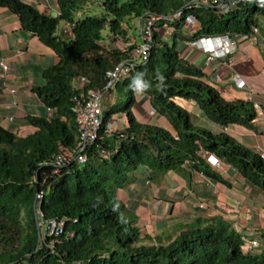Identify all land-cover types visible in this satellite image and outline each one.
I'll return each instance as SVG.
<instances>
[{"label": "trees", "instance_id": "16d2710c", "mask_svg": "<svg viewBox=\"0 0 264 264\" xmlns=\"http://www.w3.org/2000/svg\"><path fill=\"white\" fill-rule=\"evenodd\" d=\"M190 1L58 0L60 14L52 17L24 0H0V6L19 16L24 30L38 36L59 57L44 69V84L33 87L52 115L29 117L36 130L26 136L0 125V264H264V251L245 250L242 235L221 217L198 218L168 243L158 237V242L145 244L148 232L116 194L129 172L140 166L149 169L151 179L188 166L228 183L202 151L233 165L264 190V158L225 133L196 126L189 111L176 102L179 97L194 100L209 119L224 127L252 125L253 104L228 100L205 84V73L181 56L178 43L227 33L249 34L254 26H261L264 4L229 0L235 5L223 12L212 5H190ZM179 10L182 16L170 20ZM153 15L162 19L155 24L148 60L136 62L130 74L107 92L117 97L106 101L104 121L127 110L128 126L117 127L112 136L101 129L87 151V162H71L54 174L47 160L61 145L73 148L79 140L75 79L87 78L84 94L103 88L106 72L129 58L135 48V44L106 48L107 38L129 39L133 21ZM191 15L197 22L189 35L184 26ZM64 21L73 24L71 38L57 34ZM165 24L174 29L172 37L178 35V41L169 42L160 34ZM139 73L149 83L142 92L173 131L143 123L132 111L137 92L132 81ZM126 132L128 139H118V134ZM54 222L56 230L48 231Z\"/></svg>", "mask_w": 264, "mask_h": 264}, {"label": "crops", "instance_id": "0c3cea01", "mask_svg": "<svg viewBox=\"0 0 264 264\" xmlns=\"http://www.w3.org/2000/svg\"><path fill=\"white\" fill-rule=\"evenodd\" d=\"M24 1L49 16L60 14L58 0ZM63 25L62 22L57 34L62 32ZM263 26L264 18H261L259 34L248 40H240L236 52L226 58L209 61L207 54L191 46L189 41L180 40L178 43L181 56L205 73V84L215 87L228 100L249 101L253 104L255 117L252 125L231 123L224 127L209 119L194 100L179 97L176 102L189 111L191 121L196 126L209 129L215 134L225 133L264 158ZM194 30L193 27L188 31L189 35ZM58 60V55L51 47L22 28L17 14L0 6V61L8 64L7 70L0 66L1 126L19 136H26L36 130L29 117L52 115L53 110L44 105L33 87L44 84V69L56 64ZM238 74L246 81L243 88L237 87L234 82ZM13 88L15 92H12ZM255 103L259 104V109L255 108ZM136 117L143 123L154 124L150 119L145 121L140 116ZM117 125L118 128H126L127 117H119ZM161 125L173 131L165 124ZM201 155L207 159L209 153L202 151ZM220 160V168L210 166L228 183L188 166L182 171L171 170L157 179H151L149 169L140 166L134 171L133 178L127 185L118 188L116 194L148 233L158 229L163 232L181 231L198 218L221 217L243 238L257 242L254 252H262L264 190L246 179L233 165ZM148 180L150 183H147ZM200 204H205V207L201 208Z\"/></svg>", "mask_w": 264, "mask_h": 264}, {"label": "built area", "instance_id": "2783aa9c", "mask_svg": "<svg viewBox=\"0 0 264 264\" xmlns=\"http://www.w3.org/2000/svg\"><path fill=\"white\" fill-rule=\"evenodd\" d=\"M228 1L229 0H191L189 4L195 6L212 5L221 8L223 12H227L232 8V6L234 7L235 5V2H232L230 5ZM182 13L183 10H179L173 17L170 18V20L180 18L182 16ZM161 19L162 16L153 15L138 20L143 41L139 43L134 39L133 44H135V48L132 50L130 57L123 60L114 68L109 69L106 72L107 81L103 88L90 90L87 91L86 94H84V85L88 81L87 78L85 76H80L79 78L75 79L74 90H78V92L74 94L73 102L76 123L79 131V140L76 146L73 148L61 145L60 150L47 160L46 163L54 167V174L59 173L61 166H64L71 162H77L78 164L87 162V151L90 146L93 145V143L98 139L101 129H104V132L108 136H112L116 132L117 128L114 127V122H112L111 119L107 122L104 121V99L106 93L111 88H114L117 82L121 81L130 74L136 62H145L148 60L153 42V32L155 29V24ZM196 22L197 19L194 15L189 16L187 18V22L185 23L184 31L186 33L190 31L193 28L194 24H196ZM72 27V22L64 21L62 33L69 38L73 37ZM169 28H172L169 24L164 25V29ZM173 30L174 29L172 28V31ZM259 32V27L254 26L251 30V33L249 34L227 33L222 35L206 36L201 37L197 40H192L189 43L191 46L201 49L205 54H207L208 60L211 61L215 58H226L230 54H233L238 49V42L240 40L251 39L252 37L258 35ZM0 66L4 70L8 69V64L4 61H0ZM234 82L239 88H243L246 85V81L239 74L234 77ZM15 91L16 89L13 88L12 92ZM254 106L256 109L260 108L258 103H255ZM11 119H13V117H11ZM117 136L120 140H126L129 138L127 132L120 133ZM207 161L214 168H220L222 164L221 160L214 154H209V156L207 157ZM147 183H150V181L148 180ZM41 197V194H39L38 198L40 199ZM200 207L204 208L205 204H200ZM52 224H55L56 226L55 222ZM242 239L244 241L243 248L247 251H254L257 242L255 240H247L243 237Z\"/></svg>", "mask_w": 264, "mask_h": 264}, {"label": "rangeland", "instance_id": "374dc122", "mask_svg": "<svg viewBox=\"0 0 264 264\" xmlns=\"http://www.w3.org/2000/svg\"><path fill=\"white\" fill-rule=\"evenodd\" d=\"M62 23V22H61ZM61 23L59 24L58 28L60 27ZM64 24V22H63ZM167 30V31H166ZM58 31V30H57ZM160 34L164 35V37H166V39L171 42L172 38H174L175 41H178V35H174L173 37L170 35L172 31V28L169 29H159ZM170 32V33H168ZM134 39L136 40V42H141L143 41L141 33H140V27H139V21L138 20H134L133 24L131 26L130 29V37L129 39L123 40V39H117V37L115 36H111L108 37L106 40V43H104V46L106 48H108V46H113V47H118V48H122L125 49L127 45H131L134 42ZM136 102L135 105L132 108V111L137 115L140 116L143 120L147 121L148 119H150L151 122L155 123V124H165L167 127L172 128L171 125L168 123L167 119L165 118V116L161 115L158 111H156L151 103L148 101L147 96H145V94L142 91H137L136 94ZM117 95L115 94H110L107 93L104 99V105L105 108L107 107L106 101L107 102H114L116 99ZM121 108V107H119ZM127 114V110H119L117 111L114 115L111 116V120L112 122H114V127L117 128V120L119 117H126ZM119 116V117H118ZM134 175V171H130L127 179L128 181L131 180L133 178ZM128 181L125 182L124 185H127ZM56 229L55 224H51L48 226V231H54ZM181 231H170L168 230L167 232H163L161 229L155 230V231H150L148 233V237H145L143 239V242L145 244H151V243H155L158 242V237L161 238V241L164 243H168L172 240H174ZM166 234H171V237H167L168 235Z\"/></svg>", "mask_w": 264, "mask_h": 264}, {"label": "clouds", "instance_id": "9594fccd", "mask_svg": "<svg viewBox=\"0 0 264 264\" xmlns=\"http://www.w3.org/2000/svg\"><path fill=\"white\" fill-rule=\"evenodd\" d=\"M260 2L264 4V0H260ZM143 77L144 73H139L136 78L132 81V87L136 91H143L149 87V83L145 81Z\"/></svg>", "mask_w": 264, "mask_h": 264}]
</instances>
